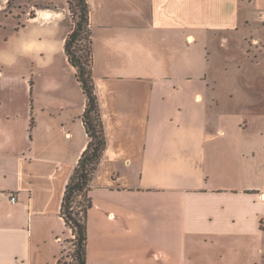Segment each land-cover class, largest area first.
<instances>
[{
    "label": "crops",
    "instance_id": "0c3cea01",
    "mask_svg": "<svg viewBox=\"0 0 264 264\" xmlns=\"http://www.w3.org/2000/svg\"><path fill=\"white\" fill-rule=\"evenodd\" d=\"M240 1L88 0L107 148L87 264L264 261V99L237 107L213 89L215 44L232 32L246 63L264 60ZM69 12L68 0H0V264H59L71 233L62 203L89 137Z\"/></svg>",
    "mask_w": 264,
    "mask_h": 264
},
{
    "label": "trees",
    "instance_id": "16d2710c",
    "mask_svg": "<svg viewBox=\"0 0 264 264\" xmlns=\"http://www.w3.org/2000/svg\"><path fill=\"white\" fill-rule=\"evenodd\" d=\"M68 4L74 27L66 40L65 53L69 63L76 70V78L86 97V109L82 121L89 137V143L66 187L61 215L74 237L72 241L74 264H87V220L88 212L92 208L89 193L92 179L107 148V138L93 76L90 5L88 0H68ZM75 13L78 19L74 17ZM31 17H34V14ZM80 198L82 201H79ZM75 205L79 208L76 209Z\"/></svg>",
    "mask_w": 264,
    "mask_h": 264
},
{
    "label": "rangeland",
    "instance_id": "374dc122",
    "mask_svg": "<svg viewBox=\"0 0 264 264\" xmlns=\"http://www.w3.org/2000/svg\"><path fill=\"white\" fill-rule=\"evenodd\" d=\"M230 1L231 2L229 4V8L231 9L234 7L231 4L232 0ZM23 11V7L11 6L6 10V15L9 13H14L13 16L18 18L21 17ZM236 12L238 14H236V16H238L239 22H250V26L247 29H243L242 34L251 36L253 33L264 43V0H254V3L249 2V0H241L240 10H237ZM69 17L70 20H72L71 22L74 27L72 14L70 12ZM74 17L78 19L77 13L74 14ZM13 22L16 24L15 21ZM244 25L242 26V28H244ZM228 38L229 39H227V45L223 46L222 48H219L221 43L218 42L215 44L214 40V44H218V50L216 54L218 63L216 65L214 64V67H212V73L214 77L213 89L217 90L218 93L222 95V97H224V99H228V102L236 105L237 107H240V95H243L248 99H259L262 96V99H264V95H261L264 94V60H262V63L259 65L252 64L250 62L246 63L245 59H243L242 57L243 53L240 52V31L238 33L232 32L231 34H229ZM218 39L221 40L220 38ZM246 39L250 41V38ZM252 40L253 39H251V41ZM82 44L84 45V43ZM241 62L243 63V65L241 64ZM74 79H72L70 83L71 87H73L74 85ZM229 110L232 109L230 108ZM79 201H82V199L80 198ZM74 207L76 209L79 208L76 207V205ZM73 240L74 237L70 233L68 238L66 239V246L60 260L61 264L75 263L73 259ZM260 246L264 247V242L260 243ZM247 254V252H244V255ZM261 264H264V261Z\"/></svg>",
    "mask_w": 264,
    "mask_h": 264
},
{
    "label": "built area",
    "instance_id": "2783aa9c",
    "mask_svg": "<svg viewBox=\"0 0 264 264\" xmlns=\"http://www.w3.org/2000/svg\"><path fill=\"white\" fill-rule=\"evenodd\" d=\"M11 200H12L13 203H15L16 200H17V198L13 195V196L11 197Z\"/></svg>",
    "mask_w": 264,
    "mask_h": 264
}]
</instances>
